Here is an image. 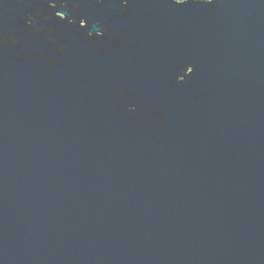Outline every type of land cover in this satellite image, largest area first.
<instances>
[{
    "label": "water",
    "instance_id": "1",
    "mask_svg": "<svg viewBox=\"0 0 264 264\" xmlns=\"http://www.w3.org/2000/svg\"><path fill=\"white\" fill-rule=\"evenodd\" d=\"M0 264H264V0H0Z\"/></svg>",
    "mask_w": 264,
    "mask_h": 264
},
{
    "label": "rangeland",
    "instance_id": "2",
    "mask_svg": "<svg viewBox=\"0 0 264 264\" xmlns=\"http://www.w3.org/2000/svg\"><path fill=\"white\" fill-rule=\"evenodd\" d=\"M177 1H184V0H177Z\"/></svg>",
    "mask_w": 264,
    "mask_h": 264
}]
</instances>
